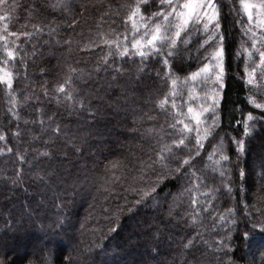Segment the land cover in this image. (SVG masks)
Instances as JSON below:
<instances>
[{
	"label": "trees",
	"instance_id": "16d2710c",
	"mask_svg": "<svg viewBox=\"0 0 264 264\" xmlns=\"http://www.w3.org/2000/svg\"><path fill=\"white\" fill-rule=\"evenodd\" d=\"M136 2L7 0L18 7L12 19L0 21V34H6L7 24L30 54L26 67L7 66L16 75L15 105L0 83V259L7 264H264V233L253 227L264 221V108L251 102H264L256 95L264 92V74H259L258 57L249 58L241 47L245 37L239 21H247L237 15L238 0H218L224 73L215 110L203 117L209 124L215 117V134L203 142L195 167L179 172L172 170L176 164L171 161H165L168 167L153 163L161 145L171 143L166 134L174 131L168 124L177 111L170 102L161 109L159 101L172 91V78L183 81L205 62V49L212 48L200 47L203 31L192 29L184 38L188 42L170 59L171 69L160 56L141 57L131 48L120 55L103 44H65L70 38L86 41L89 29L94 33L103 17L105 30L115 20L130 47L134 33L130 23H122L127 11L119 6ZM57 3L64 7L49 6ZM33 5L38 11L29 16ZM82 5H88L83 13ZM117 10L119 16L104 15ZM157 11L159 0H148L142 8L145 16ZM0 15H6L2 7ZM73 19L78 21L74 26ZM33 23H42L44 31L35 33ZM24 32L33 37L25 38ZM3 58L0 48V67H5ZM70 66L83 72L72 74L66 85L71 100L55 92ZM253 68L257 74L250 85ZM201 84L192 90L197 109L212 103L203 98L210 88ZM176 87L183 92V101L177 96L176 102L186 112L192 86ZM249 113L253 121H248ZM246 123L254 125L249 135ZM56 125L61 131L54 134ZM189 135L194 139V132ZM221 140L223 154L230 157L222 164L224 177L209 167L219 159V154L211 160L209 155ZM239 140L245 141L243 151ZM114 161L120 162L115 169ZM150 188L155 190L143 196ZM189 188L191 193L185 191ZM192 198L199 203L191 204ZM194 212L196 223L190 218Z\"/></svg>",
	"mask_w": 264,
	"mask_h": 264
},
{
	"label": "snow or ice",
	"instance_id": "6c2138e0",
	"mask_svg": "<svg viewBox=\"0 0 264 264\" xmlns=\"http://www.w3.org/2000/svg\"><path fill=\"white\" fill-rule=\"evenodd\" d=\"M235 2V0H234ZM50 7H64L62 4L57 3L49 5ZM148 0H137L132 5H121L119 7L125 8L127 15L122 18V23L131 24V31L134 33L130 47L128 43V36L124 33L119 32L115 25V20H112L108 24L107 29L104 28L103 17L101 22L96 24L95 32L89 29V37L87 40H72L71 38L65 41V44L71 46L73 43L80 47L81 43L84 44L85 48L90 46H99L103 44L109 48H115L120 55H125L129 52L130 48L136 50V53L141 57L150 56L152 54L158 55L162 58L163 63L171 69L170 59L175 55L179 54L180 45L187 43L184 39L189 37L192 29H196L197 32L203 31L206 39L201 43L200 47L204 48L208 45L212 48L211 51L205 49L206 55L203 57L201 66L191 73H189L183 81H180L179 77L172 78L170 83L172 85V91L170 94H166L163 99L159 101V107L165 108L166 104L171 103V108L176 109L174 113H171L172 123L168 124V127L173 129L172 133H167L171 138V143H163L157 153L158 161L162 166L168 167L165 161H171L176 164V172L181 171L182 168H194L195 161L200 155V149L203 148V142L209 140L215 134L216 121L213 116L212 123L209 124L204 121L203 117L205 113L214 112L216 102L219 97L218 88L223 80L224 65V47L222 35H219L221 28L220 23V7L218 0H159V11L153 12L148 16H145L142 12V8H147ZM153 6L155 3L153 2ZM0 7L3 8L6 15H0V21L5 19H12V15L15 13L18 5L13 3L9 5L7 0H0ZM88 5L81 6V12L87 11ZM111 9V5H109ZM38 11L36 6L33 5L32 9L29 10V16H33V12ZM65 11H68L65 7ZM237 15L246 17L245 20L241 19L239 23L243 28V35L245 37L244 43H248L250 48H245L244 43L241 47L249 58L258 57L260 68L259 74H264V0H238V6L236 7ZM105 16H119V10L116 12H106ZM78 21L73 19L72 26L76 25ZM44 25L42 23H33V30L39 34L44 31ZM8 25H4V31L6 34H0V48H2L3 60L2 64L5 67H0V83L6 84L9 90L10 104L15 105L17 103L15 93L13 91L14 80L16 75L14 71L9 70L7 67L11 63V68L15 69L17 63L26 67V58L29 57V53L21 49L17 43L19 37L15 32H8ZM51 32H55L56 29H51ZM22 35L25 38L33 37V32H24ZM81 35H83L81 33ZM98 42V43H97ZM214 44H218L216 47H212ZM35 48V46H33ZM35 55V51L31 53ZM112 55V52H108L104 57L101 58V63H106L108 56ZM252 63H255V59H252ZM99 67V65H98ZM72 74L77 76L83 75L82 70L77 68L69 67V76L65 79L64 83L59 84L55 88V92L65 94L66 99H74L72 92L66 88L67 84L72 82ZM256 68H253L248 73V83L251 85L256 75ZM169 75V73H166ZM202 82L201 86L210 88L209 92H205L204 100L208 101L210 98L212 103L205 107L203 104L199 108L193 107L197 96L193 95V89L197 82ZM211 82V86L209 85ZM182 84L187 87L191 85L192 88L188 90V104L187 111H183L184 104H177L176 97L179 96L183 101V92L177 89V85ZM264 88V85H261ZM44 94H48V90L44 89ZM198 95V94H197ZM256 95L264 98V92L258 90ZM251 102L256 108H264V102H256L255 98H252ZM80 106L83 107V101H79ZM179 117V119H178ZM51 120V118H49ZM254 117L251 113L248 114V121H253ZM187 121V122H186ZM194 122V124H193ZM178 126L179 131H175ZM254 125L245 124L244 133L249 135ZM54 134L60 133L61 128L59 125L51 128ZM195 133V137L189 135ZM0 139H4L3 135H0ZM238 149L243 151L245 149V141H236ZM191 146V147H190ZM185 150H187L185 152ZM9 151H11L9 149ZM183 153V154H178ZM219 154V159H216L209 166L212 171L219 172L221 177H224L226 169L222 168V164L227 163L230 157L223 154V140L214 146V151L209 155V159L212 156ZM20 159H23L21 156ZM111 168L115 169L120 166L119 161L110 162ZM146 167H151L150 164ZM201 171V170H196ZM195 175V172H193ZM200 177H197L199 180ZM192 188H196L197 185H193ZM192 188L186 189L185 191L191 193ZM135 191V189H133ZM154 188H150L148 191H143V196H148L150 192L154 191ZM191 204H198L199 201L195 198L190 200ZM210 205V202H207ZM119 211V209H117ZM191 220L196 223L198 220L195 212L191 215ZM223 218V217H222ZM254 229L258 232L264 233V221L257 220L253 225ZM246 237H250L251 233H245ZM192 242L189 241L188 247ZM0 264H7V261L0 259ZM35 264V262H30ZM47 264V261H45Z\"/></svg>",
	"mask_w": 264,
	"mask_h": 264
},
{
	"label": "rangeland",
	"instance_id": "374dc122",
	"mask_svg": "<svg viewBox=\"0 0 264 264\" xmlns=\"http://www.w3.org/2000/svg\"><path fill=\"white\" fill-rule=\"evenodd\" d=\"M0 74H2V73H0ZM109 146H110V145H109ZM86 180H88V179H86ZM92 180H93V178H92V177H91V180H88V185H89L88 187H90V188H91V187H92V185H93V184H92Z\"/></svg>",
	"mask_w": 264,
	"mask_h": 264
}]
</instances>
